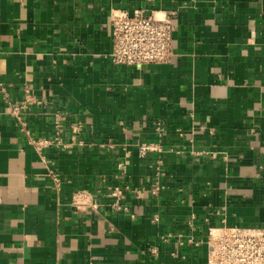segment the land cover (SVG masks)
I'll return each mask as SVG.
<instances>
[{
	"label": "crops",
	"instance_id": "obj_1",
	"mask_svg": "<svg viewBox=\"0 0 264 264\" xmlns=\"http://www.w3.org/2000/svg\"><path fill=\"white\" fill-rule=\"evenodd\" d=\"M121 8L170 61L111 59ZM224 223L264 226V0H0V264H207Z\"/></svg>",
	"mask_w": 264,
	"mask_h": 264
},
{
	"label": "built area",
	"instance_id": "obj_2",
	"mask_svg": "<svg viewBox=\"0 0 264 264\" xmlns=\"http://www.w3.org/2000/svg\"><path fill=\"white\" fill-rule=\"evenodd\" d=\"M109 23L112 35L109 55L117 64L137 67L161 64L170 61L175 54V26L169 16L156 18L142 8H121L110 16ZM28 101L22 100L16 110ZM162 150L161 143L153 142L142 144L139 152L142 157H146ZM122 194L123 190L119 187L108 192L110 203L117 211L124 208ZM73 202L76 206L97 210L101 199L83 189L74 194ZM208 238L210 249L207 264H264V226L240 227L224 223L212 227Z\"/></svg>",
	"mask_w": 264,
	"mask_h": 264
}]
</instances>
